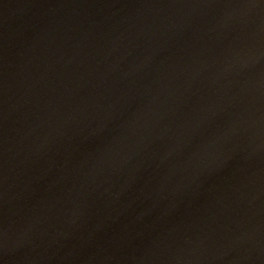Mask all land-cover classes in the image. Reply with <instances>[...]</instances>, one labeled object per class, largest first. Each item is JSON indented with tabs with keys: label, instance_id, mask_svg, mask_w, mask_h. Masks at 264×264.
Wrapping results in <instances>:
<instances>
[{
	"label": "water",
	"instance_id": "water-1",
	"mask_svg": "<svg viewBox=\"0 0 264 264\" xmlns=\"http://www.w3.org/2000/svg\"><path fill=\"white\" fill-rule=\"evenodd\" d=\"M0 264H264V0H0Z\"/></svg>",
	"mask_w": 264,
	"mask_h": 264
}]
</instances>
